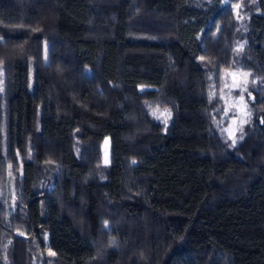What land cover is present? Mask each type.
<instances>
[{
  "label": "trees",
  "instance_id": "trees-1",
  "mask_svg": "<svg viewBox=\"0 0 264 264\" xmlns=\"http://www.w3.org/2000/svg\"><path fill=\"white\" fill-rule=\"evenodd\" d=\"M256 8L241 35L221 0H0V178L20 171L0 264H30V244L42 264H264ZM233 62L257 79L236 144L216 94ZM149 106L170 112L165 128Z\"/></svg>",
  "mask_w": 264,
  "mask_h": 264
},
{
  "label": "rangeland",
  "instance_id": "rangeland-1",
  "mask_svg": "<svg viewBox=\"0 0 264 264\" xmlns=\"http://www.w3.org/2000/svg\"><path fill=\"white\" fill-rule=\"evenodd\" d=\"M239 5V7H237ZM221 8L229 9L233 15L235 25L239 33L243 35L246 32L247 20L251 14L257 13L256 0H221ZM239 37L233 44L235 51L239 52L245 45L243 36ZM0 71V89L2 85V76ZM256 77L253 72L242 68L238 63L233 62L231 67L225 69L221 74L219 87L216 94L222 103V115L224 124L220 128L221 135L229 141L230 144H236L242 138L245 128L249 123V109L243 99V94L251 88ZM149 118L158 122L162 128H165L170 119V112L161 107L149 106L147 108ZM100 163L105 169L108 165V139L105 138L100 146ZM54 166H41L36 173V184L49 187L51 184V170ZM19 168H11L6 165L5 172L0 178V205L10 210L14 207L17 200V177ZM27 257L30 264H42L43 258L33 249L32 245L27 247ZM49 251H45L49 255ZM45 264H52L46 261Z\"/></svg>",
  "mask_w": 264,
  "mask_h": 264
},
{
  "label": "snow or ice",
  "instance_id": "snow-or-ice-1",
  "mask_svg": "<svg viewBox=\"0 0 264 264\" xmlns=\"http://www.w3.org/2000/svg\"><path fill=\"white\" fill-rule=\"evenodd\" d=\"M237 7H239V5H237ZM49 254H50V255H54V253H51V252H50Z\"/></svg>",
  "mask_w": 264,
  "mask_h": 264
}]
</instances>
